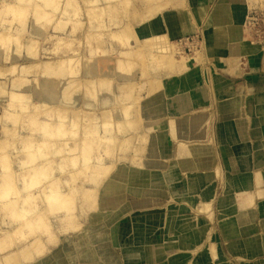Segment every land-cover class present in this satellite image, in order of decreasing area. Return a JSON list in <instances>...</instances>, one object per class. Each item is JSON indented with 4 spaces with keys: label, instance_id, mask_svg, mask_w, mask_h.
Masks as SVG:
<instances>
[{
    "label": "crops",
    "instance_id": "1",
    "mask_svg": "<svg viewBox=\"0 0 264 264\" xmlns=\"http://www.w3.org/2000/svg\"><path fill=\"white\" fill-rule=\"evenodd\" d=\"M159 3L150 12L137 2L128 8L55 6L50 24L39 21V6L38 24L30 19L23 28L29 32L25 42L38 43L37 58L50 61L32 65L40 70L37 87L24 84L30 76L22 78L21 86L8 81V93L0 82V98L18 93L39 105L95 117L108 109L117 140L113 157L103 155L111 170L98 184L97 209L81 219L77 231L56 232V245L33 264H264V0ZM77 10L79 21L73 15ZM92 10L102 15L96 26L89 23ZM100 24L111 33L130 25L135 38L130 51L111 40ZM99 27L104 45L97 50L86 33ZM60 37L72 44L86 37L92 46L78 55L76 46L58 51ZM156 37L166 38L176 64L180 55L194 63L168 68L154 62V53L140 49ZM180 45L181 54L175 51ZM75 57L81 65L71 69L75 78L85 77V88L78 89L72 77L61 81L67 74L58 62ZM19 58L11 59L21 63L23 74L32 63L25 52ZM95 79L106 81L98 86ZM131 92L139 97L135 132L147 134V143L121 129V108L132 103ZM117 123L119 134L113 132ZM18 132L32 140L34 149L41 145V136L30 135L25 126ZM19 164L15 160L13 170ZM57 174L56 183L66 188L62 182L68 177ZM109 183L114 190L106 193ZM34 194L38 213L33 216L43 215L44 197ZM10 223L0 215V226Z\"/></svg>",
    "mask_w": 264,
    "mask_h": 264
},
{
    "label": "rangeland",
    "instance_id": "2",
    "mask_svg": "<svg viewBox=\"0 0 264 264\" xmlns=\"http://www.w3.org/2000/svg\"><path fill=\"white\" fill-rule=\"evenodd\" d=\"M8 1L11 4L12 3L13 4L11 5ZM17 1L18 0H12V1L11 0H2V1L0 0V35L4 34V35L0 36V38L7 35L5 37V39H3L2 44L0 42V47H1L0 48V50H1L0 51V82L3 83L1 87L7 93L10 92V90H11V88L9 90L7 89V87H6L7 82L11 81V85L14 84V85L21 86V84L23 83L22 78L24 76H30L31 77L29 80H27V78H25L24 84H34V86L37 87L40 70H38L37 67H34L32 65L36 64L39 66H43L44 62L50 61L48 59L37 58L38 43L36 41L25 42V38L27 39L29 32H27L26 29L23 30V28L28 23V20H30V19L33 20L36 25L38 24L39 6L42 5L41 6L42 15H41V19L39 21H43L46 24H50L53 21L54 16H55V6L58 9L60 6H86V4H87V6H90L89 2H91L92 0H49L51 6H44L42 4L43 2L45 3L46 0H23V2L21 0L20 3ZM113 1H115V0H113ZM113 1H111V6H123L126 8H128L129 6H133L134 2L141 4L139 2L140 0H117L115 3ZM1 6L2 7L6 6L4 9L5 13L3 12V9ZM19 6H21V7H19ZM13 7L14 8L17 7V8H15L17 10L14 9V11H13ZM145 7H147V6H145ZM18 9L20 10L19 13H18ZM27 9H28V11H27ZM8 10H9V12H7ZM11 10H12V12H10ZM45 10H46V13H45ZM13 12L16 13L17 15H15ZM21 12L23 14H25V16L20 15V14H22ZM58 12H59V10H58ZM11 13L17 17H15L14 19L12 17L10 18V16H12ZM73 15H74V18L77 19V21H79L78 20L79 11L77 10V12H73ZM89 16H90V18H89L90 24L93 22L97 23L98 19L102 17L101 12L97 14V12L93 11V10L90 11ZM21 17H22L21 20H23V22H21V21L18 22L17 18H21ZM23 17H25V19ZM16 19H17V21H16ZM19 23L21 24V26L19 25L20 27L18 26ZM86 34H87L88 39L94 44V46L97 50H99L104 45L103 44V34L104 33H103V29H100V27L97 31L92 33L91 30H89L88 33H86ZM10 37H11V41H8L9 47H7L8 46V44H7L6 48H5L4 47L5 46L4 41L6 42V39L10 40ZM49 40H52V39H49ZM111 40L117 42L115 38H111ZM0 41H1V39H0ZM164 41H165V44L167 46L166 47L167 48L166 49V52H167L166 60L171 62L172 66L177 65L175 63L174 58L171 57V55H170L171 54L170 45L167 42L166 38L164 39ZM91 42L87 43L86 37H85L84 43L79 41L76 44L75 43L72 44L69 41L62 40V41H59V43H58V41H56L55 45H56L58 51H60V49L63 48L67 52L71 51V48L76 46L77 50H74V54L76 53L75 55H78L83 49L85 50L86 47L90 48L92 46ZM153 42H155V41H153ZM146 44L150 45V41L146 42ZM146 44L144 43V45H143L144 48L142 47V51L150 52L151 51L150 46H147ZM5 49H7V50L5 51ZM176 51L179 52V54H181V45L178 47V49ZM23 52H25L26 56L28 55L30 57V59H28V60H30L29 62L32 63L27 68V70H25L28 74L26 72H24L23 74H20L18 67L21 65V63L15 62V59H11V58H13V56L16 59L17 58L20 59L19 57H21ZM96 52H99V51H96ZM180 56H185V55H180ZM190 58L192 59V57H190ZM18 59H17V61H21V59L20 60H18ZM67 59H68V61L71 60V63L75 67H78V66L80 67V65H81V58L80 57H75L74 60H72L71 58H67ZM67 59L61 60L60 66L66 64ZM179 59H181V58H179ZM28 60H25V61H28ZM179 61H181V60H179ZM62 63H64V64H62ZM83 63L85 65V60H83ZM191 63H194V61ZM11 64L15 65V68L12 70H9V66ZM74 66H73V68H75ZM7 71H9L10 73ZM4 72H6L8 74L5 73L6 74L5 75ZM69 76L70 75H66V77L63 79L57 77L56 81H60V79H61V81L63 82L64 79H67ZM77 77H78V79L77 78H73V79L75 80V84H77L76 86L78 87V89L81 88L82 86L85 88L86 84H87L85 77L80 76V75H78ZM80 77H82L83 81H80V80H82ZM105 81H106L105 79H102V80H96L95 79V82L98 84V86H101L102 82H105ZM6 101H7L6 97L0 98V145L4 146L3 148H1L2 146L0 147V155L2 157H4L6 160L9 159L7 161L8 162L7 164H8V166H10V168H13L15 160L21 162L22 159H25V160H29V162H31V163L37 164L36 160L41 159V160H43V164H41V165L45 166V171L53 173L55 171L53 168L54 166L58 167V165H60V166L62 165L65 168V169L63 168L64 171L60 170L61 171V173H60V171L57 170V171H55V173L59 172L60 176H65V175L68 176L71 174L70 175L71 184H74V186H75L76 183L78 182V186L82 187L84 184L88 183L89 179L86 180V182H87L86 183L84 177H86L88 175L87 173H91V170H86L84 168H81L82 170L80 169L79 170L80 172L78 171L79 172L78 173L77 169L80 168V167H78L79 161H82L85 156L92 158L91 159L92 162L95 161V159H97V158H101V156H102V160H103L104 156L107 159L113 157L114 154L112 155V153H114V151L117 148V140L115 138H113L112 142L110 141V142H108V144L103 143L101 141L99 142L98 139L94 140L95 135H93L94 136L93 137L92 134L95 133L93 131V129H95V127H94L95 123L91 120V118L88 117V115H89L88 113H83L86 111L78 110V111H73V114H71V115L68 114L70 117L68 116L66 121L64 122V127L62 129L63 134H61V136L62 135L63 136L60 138L54 139V137H48L47 135H44L42 132H39V130H38L37 120H40L39 117L41 115L46 118V115H48L49 111H43L41 113V111L37 108L36 110H34V112H32V111L30 112V110H28L29 108H27V109H23V112H22V111H19L20 109H22L20 106H18V105L17 106H8V104H6L7 103ZM24 108H26V107H24ZM4 112H5V114H7V116H9L8 113L10 114V116H9L10 119H8L7 121L5 120ZM29 112L31 113V115H36L38 113L37 114L38 116L37 117L35 116L34 119L29 118L28 117L30 115ZM23 113H25V114H23ZM12 114H13V118L15 116L16 119L15 118L12 119ZM89 116H91V115H89ZM24 117H25V119H24ZM44 119H41V120H44ZM75 119H79V120L75 121ZM14 120H16V121L14 122ZM23 120H26L25 123H22ZM87 120H90V122ZM74 123H75V125H74ZM8 124L11 125V128H8ZM22 124H25L24 125L25 129L30 132V135L39 134L40 136H42V140H40L41 145H39L38 147H35V149H34L32 140L30 138L24 140V139L19 137L18 133H20V132H18V130H20V128L22 130V126H23ZM72 125L75 127L71 128ZM1 127L4 129H2ZM112 127L113 126L111 125V129H112ZM116 127H115V129H116ZM118 130H119V128H117V131ZM117 131H115V132L118 133ZM98 133L99 134L103 133V131L98 132ZM89 136H91V138H89ZM70 142L72 143L71 149H69V143ZM139 142L145 143L141 140H139ZM94 143H98V144H94ZM97 145H99L98 148L96 147ZM127 145H128V141L122 143V147L123 146L127 147ZM28 147L30 148V149H28L29 151H27V149H26ZM53 153H55V154H53ZM6 154H8L9 157ZM74 161L75 162L78 161V163H75L78 165V166L76 165L78 168H75L76 171L71 168L74 171L73 172L70 171V173H69V170H70L69 168L71 167L70 163H74ZM56 162H58V164L55 165ZM31 163H29V164H31ZM36 164L35 165L32 164L30 166L28 165L29 168L28 167H27V169L25 168L27 170V172H25L26 170L25 171L22 170V171H24L23 173L19 172L20 168H19V170H18V168L17 169L15 168L16 171L13 170L15 173V177H14V175L9 176V174L8 175L6 174L5 179H7V181H11L12 184L15 183L16 187H17L18 182H21L20 186H22V185H24L23 178H25L26 174L31 173L30 172L31 170L35 169ZM32 166H34V167H32ZM19 167H21V164H19ZM74 172H75V175H74ZM65 173H69V174L67 175ZM48 174L46 175V177H48ZM88 177H89V175H88ZM76 178H77V182L75 181ZM82 178H83V180H82ZM106 178L107 177H105V179ZM39 181H40V179H35L32 182H37L39 184ZM44 182L46 183V185L48 184V181H44ZM41 184H43V181ZM55 184H57V183L55 182ZM40 186L41 185L36 187V188H38V191L35 189L31 190L29 195L37 193V194H41L45 199V187L47 189V187L50 185L41 186V187ZM56 187H57L56 188L57 193H58V191H65V190L67 192H69L68 188H71L70 186H67L66 188H64L58 184ZM12 190L15 191L16 188L13 187ZM11 191H10V193H11ZM98 197H99V193H98ZM33 199H34L33 197H31L30 199L22 200V201L19 199H17V200L13 199L12 202H14V203H12V204L2 202V199H0V209H1L0 215H2V219L10 220L11 225H13V223L16 224L17 222H19L20 218L17 214H14V212H16V210H19L21 208L25 209L28 213L32 212V215H33L34 214L33 212L35 211V207H36L33 203L34 202ZM49 208H50V206H49ZM69 209L70 210L72 209V211L75 212L74 206H70ZM13 214H14V216H13ZM60 214L61 213H56V212H52L49 210V212H45L44 216H42V219H45L46 222H48V224L51 223L52 221H59V223L56 227H60L61 222H62V224L63 223L66 224V222L71 221V223H72L71 228L68 230H65V232H69V231L74 232V231H77L81 227L80 226V223L82 222L81 219L84 218L86 215V214L82 213L81 216L79 218H77V220L76 219L72 220L73 219L72 218L71 220L67 219V221H66L65 218L64 219L58 218V215H60ZM36 216H38V215H36ZM36 216H33L32 218H35ZM50 217L52 218L51 222L49 220ZM53 217H55V218H53ZM60 217H61V215H60ZM26 221H27V219H26ZM4 226L5 227L0 226V236L5 234L4 231L6 230V225H4ZM55 229L56 228H54V230ZM25 231L28 232L29 229H27ZM30 231H32V230H30ZM65 232H62V233H65ZM58 233H60V232H58ZM62 233H60V234H62ZM35 235H39V234H35ZM43 235H46V234H43ZM56 236H57L56 232H54V234L51 233V235H50V237L54 238L55 241L57 240ZM23 239H25L23 242H26V243L28 242V244H29L31 242V239H32L31 234L28 232L27 235L25 236V238H23ZM42 239H43L42 241H45L44 238H42ZM11 241L14 244L16 239L12 238L10 240V242ZM55 245H56V243H55Z\"/></svg>",
    "mask_w": 264,
    "mask_h": 264
},
{
    "label": "bare ground",
    "instance_id": "3",
    "mask_svg": "<svg viewBox=\"0 0 264 264\" xmlns=\"http://www.w3.org/2000/svg\"><path fill=\"white\" fill-rule=\"evenodd\" d=\"M2 1V0H1ZM12 1V0H11ZM111 1H113V0H92L91 2H89V4H90V6H104V7H106V6H111ZM117 0H115V1H113L114 3L116 2ZM160 1H162V0H140L139 2L141 3V5L142 6H147L146 7V10L148 11V12H150L152 9H153V7L154 6H157L158 4H160L159 2ZM4 2V1H3ZM9 2V1H8ZM17 2H21V0H18ZM22 2H23V0H22ZM164 2V1H163ZM162 2V3H163ZM7 3V2H6ZM10 3V2H9ZM88 3V2H87ZM11 4V3H10ZM13 4V3H12ZM11 4V5H12ZM44 6H51V4H50V2H49V0H46L45 1V3L43 2L42 3ZM88 4V5H89ZM3 5V4H2ZM7 5V4H6ZM165 5H166V3H165ZM9 6V5H8ZM14 6V5H13ZM42 6V5H41ZM55 6V5H54ZM86 6H87V4H86ZM2 7V6H1ZM6 7V6H5ZM5 7H2V9H3V12L5 13V11H4V9H5ZM19 7H21V6H19ZM18 7V8H19ZM15 8H17V7H15ZM14 7H13V11H14V9H15ZM27 8V7H26ZM1 9V10H2ZM20 9V8H19ZM18 9V13L20 12V10ZM22 9V8H21ZM25 9V8H24ZM30 9V8H29ZM46 9V8H45ZM93 9H96V8H94L93 7ZM104 9V8H103ZM138 9H142V8H139L138 7ZM15 10H17V9H15ZM23 10V9H22ZM107 10V9H106ZM155 10V9H154ZM24 11V10H23ZM22 11V12H23ZM27 11H28V9H27ZM26 11V12H27ZM103 11V10H102ZM138 11V10H137ZM141 11V10H140ZM140 11H139V13H140ZM2 12V13H3ZM7 12H9V10L7 11ZM10 12H12V10L10 11ZM21 12V13H22ZM105 13H106V11H104ZM103 12V13H104ZM130 12V11H129ZM160 12H162V11H160ZM3 13V14H4ZM14 13V12H13ZM104 13V14H105ZM118 13V12H117ZM134 13V12H133ZM138 13V12H137ZM138 13V14H139ZM9 14V13H8ZM12 14V13H11ZM10 14V15H11ZM15 15H17L16 13H14ZM15 15H13L12 14V16H10V18L12 17L13 19L15 18V17H17V16H15ZM20 15H24L25 16V14H20ZM64 15H65V13H64ZM64 15H62V16H64ZM119 15V14H118ZM140 15V14H139ZM71 16V15H70ZM109 16V15H108ZM107 16V17H108ZM156 16V15H155ZM154 16V17H155ZM20 17V16H19ZM65 17V16H64ZM133 17V16H132ZM161 17V16H160ZM24 19H25V17H23ZM70 18V17H69ZM105 18V17H104ZM108 18H110V16L108 17ZM108 18H106V20L108 19ZM118 18V17H117ZM126 18V17H125ZM134 18V17H133ZM132 18V20H134ZM142 18V17H141ZM18 19V22H23V20H21L22 19V17L21 18H17ZM17 19H16V21H17ZM20 19V20H19ZM105 20V21H106ZM127 20V19H126ZM143 20V19H142ZM254 21V20H253ZM101 22H103V21H101ZM100 22V23H101ZM128 22V21H127ZM126 22V23H127ZM252 22V21H251ZM90 23V22H89ZM106 23H107V21H106ZM110 23V22H109ZM108 23V24H109ZM114 23V22H113ZM246 23V22H245ZM98 23H94V25L96 26ZM105 24V23H104ZM118 24H121V23H119L118 22ZM21 26V24L19 23L18 24V26ZM116 25V24H115ZM114 25V26H115ZM19 26V27H20ZM93 26V25H92ZM100 26H101V24H100ZM103 26H105V25H103L102 24V28H103ZM110 26V25H109ZM108 26V27H109ZM120 26V25H119ZM137 26V25H136ZM91 27V26H90ZM98 27V26H97ZM106 27V26H105ZM111 27V26H110ZM251 27V26H250ZM96 28V27H95ZM107 28V27H106ZM114 28V27H113ZM112 28V29H113ZM116 28V27H115ZM90 29H92V28H90ZM93 29H94V27H93ZM99 29V28H98ZM101 29V28H100ZM108 29V28H107ZM107 29H106V31H107ZM95 30V29H94ZM89 31V30H88ZM97 31V30H96ZM108 31H109V29H108ZM107 31V33H109ZM111 31H113V30H111ZM111 33V32H110ZM2 35H4V34H1L0 36H2ZM263 35V34H262ZM7 36V35H6ZM6 36H3V37H1L0 39H1V44H2V42H3V39H5V37ZM109 36V35H108ZM165 36V35H164ZM9 37V36H8ZM110 38H115L116 39V41L117 42H120V44L119 45H121V47H123L122 49H127V52L128 51H130V49H131V46H130V40H131V38L132 39H134L135 40V38L133 37V34H132V28H130V25H126L125 27H123L122 29H117V30H115V32H113V33H111L110 34ZM60 39H61V37L59 38V41H60ZM164 39L165 38H163V37H161V38H158V37H156V38H149V39H147L144 43L146 44V42H149L150 41V45L149 44H146L147 46H150V49H151V53L153 54L154 53V62L156 61V60H158V63L159 64H161V65H164V66H167L168 68L169 67H172V65H171V62H169V61H167L166 60V55H167V52H166V44H165V41H164ZM157 40V41H156ZM8 41H11V37H10V40L8 39H6V42L4 41V47L6 48V45L8 44ZM58 41V40H57ZM59 41H58V43H59ZM153 41H155V42H153ZM159 41V42H158ZM51 42V41H50ZM6 43V44H5ZM10 43V42H9ZM135 43V42H134ZM137 43V42H136ZM144 43H143V45H144ZM53 44V43H52ZM133 44V43H132ZM135 47H136V45H134ZM7 47H9V44H8V46ZM120 47V48H121ZM138 47V46H137ZM136 47V48H137ZM143 47V46H142ZM1 48V47H0ZM53 48V47H52ZM91 48V47H90ZM94 48V47H93ZM92 48V49H93ZM144 48V47H143ZM4 49V48H3ZM55 48H53V50H54ZM140 49V48H139ZM7 49H5V51H6ZM89 50V49H88ZM140 50H142V48L140 49ZM1 51V50H0ZM3 51V50H2ZM176 51V50H175ZM197 51V50H196ZM4 52V51H3ZM90 52V51H89ZM88 52V53H89ZM92 52V51H91ZM142 52V51H141ZM95 53V52H94ZM94 53H91V54H94ZM132 53V52H131ZM134 53V52H133ZM133 53H132V55H133ZM135 53L137 54L138 52H137V49H136V51H135ZM196 53V52H195ZM195 53H193V54H195ZM141 55H142V53H140ZM148 54V53H147ZM138 56H139V54H137ZM151 55V54H150ZM90 55H88L87 57H89ZM137 56V57H138ZM144 56V55H143ZM143 56H142V58H143ZM91 57H94V55H92ZM132 57V56H131ZM145 57V56H144ZM149 57V56H148ZM169 57V56H168ZM152 58H153V56H152ZM134 59H136L135 57H134ZM145 59V58H144ZM70 60V59H69ZM150 60H151V58H150ZM149 60V61H150ZM179 60H181V61H178V63H177V65L178 66H180L181 68L182 67H187V65L188 64H190L191 62H193V61H195L194 60V58H190V57H187V56H181V59H179ZM137 60H135L134 62H136ZM138 62H139V59H138ZM142 62V61H141ZM143 62H145V61H143ZM142 62V64H144ZM145 63H147V62H145ZM151 64L153 63V61L152 62H150ZM60 64H61V60L58 62V65L60 66ZM62 64H64V63H62ZM154 64V63H153ZM148 65V64H147ZM177 65H176V67H177ZM72 66H74L72 63H71V60L70 61H68V59H67V63L66 64H64V65H61V68H63L64 69V71L65 72H63V73H66L67 75H70L69 77H72V78H75L76 76H75V72L71 69L72 68ZM145 66V65H144ZM157 66H158V64H157ZM75 67V66H74ZM159 67V66H158ZM84 68L86 69V67L84 66ZM163 68V67H162ZM166 68V67H165ZM12 69H14V67H12V68H10L9 70H12ZM48 69H49V67H46V71H48ZM74 70L76 69V68H73ZM164 69V68H163ZM25 70H27V69H24V70H22V72H26ZM7 72H9V71H7ZM12 72V71H11ZM77 72V71H76ZM6 72H4V74H5ZM10 73V72H9ZM27 73V72H26ZM49 72H46V74H48ZM6 74H8V73H6ZM5 74V75H6ZM12 74V73H11ZM28 74V73H27ZM93 74V73H92ZM78 79V78H77ZM137 93H139V92H137ZM134 95V94H133ZM132 95V92H131V97L130 98H128V100H131L132 101V103H130V105H128V106H125V107H123V108H121L122 109V111H121V113L120 114H122V117H123V122L124 123H122V125H124L123 127H124V129L125 130H123V127L121 128L123 131H126V129H129V130H127V132H128V134H129V131H131V133H134L135 132V130L137 129V126H135V118H134V116L135 115H137L138 113H136V109H135V106H136V103H138V101H139V97L136 95V97H134ZM25 97L24 96H22L21 94H18V93H10L9 95H8V97H7V103L6 104H8V106H20L22 109H20L19 111H22L23 112V109H27V108H29L28 110H30V112L32 111V112H34V110H36L37 108L41 111V113L43 112V111H49V113H48V115H46V118L44 119V120H37V124H38V130H39V132H42L44 135H47L48 137H54V139H57V138H60V137H62L61 136V134H63V131H62V129H63V127H64V122L66 121V119H67V117H68V114H73V111H78V110H68V109H66V108H62V107H60V106H46V105H39V104H37V103H35V102H33L32 100H30V99H24ZM90 105V104H89ZM105 105V104H104ZM24 107H26V108H24ZM73 107V106H72ZM90 107V106H89ZM89 107H87V108H89ZM138 107V106H137ZM9 108V107H8ZM73 109V108H72ZM112 109V108H111ZM11 111V110H10ZM26 111V110H25ZM29 112V113H30ZM138 112H139V110H138ZM13 113V112H12ZM27 113V112H26ZM83 113H87V112H83ZM4 114H5V112H4ZM14 114V113H13ZM13 114H12V119H14L15 118V116H14V118H13ZM23 114H25V113H23ZM38 114V113H37ZM31 115V113H30V115L28 116L29 118H35V116L37 117L38 115ZM8 115L10 116V114L8 113ZM99 115V114H98ZM9 116H7V114H5V120H8V119H10L9 118ZM70 117V116H69ZM88 117L89 118H91V120L95 123L94 125V127H95V129H93V131L95 132L94 134H92V136L93 135H95V137H94V140L95 139H98L99 140V142L101 141V142H103V143H107L108 144V142H112V140H113V138H115V134H113L112 133V129H111V125H113L114 126V124H112L111 123V112H110V110H108V109H104V110H102L101 112H100V116L99 117H95L94 115H92L91 114V116H89L88 115ZM16 119V118H15ZM4 120V121H5ZM30 120V119H29ZM77 120H79V119H75V121H77ZM16 120H14V122H15ZM87 121H89L90 122V120H87ZM91 121V122H92ZM11 123V122H10ZM2 124V123H1ZM23 125V127H24V125L25 124H22ZM74 125H75V123H74ZM120 125L121 124H118L117 123V125H115V127H116V129H115V127H114V131L113 132H115V131H117V128H120ZM93 126V125H92ZM72 127H75V126H71V128ZM2 128V127H1ZM113 128V127H112ZM2 129H4V128H2ZM8 130V129H7ZM120 130V129H119ZM118 130V131H119ZM138 130V129H137ZM101 131H103V134L102 133H98V132H101ZM117 131V132H118ZM133 131V132H132ZM126 132V133H127ZM137 132V131H136ZM136 132L134 133L135 134V136L137 135L136 134ZM116 133V132H115ZM124 134H125V132H123ZM118 134H119V132H118ZM117 134V135H118ZM120 134H121V132H120ZM129 136H131V135H129ZM134 136V137H135ZM27 137V136H26ZM132 137V136H131ZM133 137V138H134ZM137 139L138 140H141V141H143V142H145V143H147V140H148V138H147V134H142V135H140V134H138L137 136ZM89 138H91V136H89ZM125 138H127V136L125 137ZM132 138V139H133ZM37 139V138H36ZM41 139H42V136H41ZM120 139V138H119ZM128 139V138H127ZM88 140V139H87ZM38 144H39V142H37ZM94 144H98V143H94ZM2 145H0V147H1ZM98 146L99 145H97L96 147L98 148ZM4 146H2L1 148H3ZM27 149V151H29L28 149H30L29 147L28 148H26ZM2 150V149H1ZM12 153V152H11ZM53 154H55V153H53ZM7 156H8V154H6ZM9 157V156H8ZM174 157V156H173ZM4 157H2L1 155H0V199H2V202H5V203H10V204H12V203H14V202H12V200L14 199V200H17V199H19V200H26V199H30L31 197H33V194H31V195H29V193L31 192V190H37L38 191V188H36V187H38L39 185H41V186H43V185H45L46 183L44 182V181H48V184L47 185H50V186H48L47 187V189H46V187H45V203H44V205H45V209H43V210H45V212H49V210L50 211H52V212H56V213H61L60 215H61V217H60V215H58V218H60V219H64L65 218V220L67 221V219H72V220H77V218H79L80 216H81V214L82 213H84V214H87L88 212H90V211H94V210H96L97 209V202H98V189H99V185L98 184H100L101 185V183L103 182V180L105 179V177H107L108 175H109V172H110V167L109 166H106L107 164L102 160V156H101V158H97V159H95V161H91V159L92 158H89L88 156L86 157H84L83 158V160L82 161H79V166L77 165V164H75V163H78V161L77 162H75L74 161V163H70V165H71V167L69 168L70 170H69V173H70V171H74L75 170V168H78V167H80V168H78L77 169V172L81 169V168H84V169H86V170H91V173H87L88 175H89V177H88V175L86 176V177H84L85 178V182H86V180H88V183L87 184H84L82 187L81 186H78V182H77V178H76V185L74 186V184H71V182H70V175H68L69 173H65V174H67L68 176V178H67V182H62V183H64L65 184V186L67 187V186H70L71 188H68V191L69 192H67L66 190L65 191H58V193L56 192V186H57V184H55V182H56V180L54 179L55 177H54V174H57V173H55V171H62L63 170V166L61 165H58V167H56V169H55V167H54V174L53 173H51V172H47V171H45V166H43V165H41V164H43V160H41V159H37L36 161H37V164H36V166H35V169L34 170H31L30 172L31 173H29V174H26L25 175V178H23V180H24V185H22V186H15L16 184L15 183H11V181H7V179H5V177H6V174L8 175L9 174V176H11V175H14V177H15V173H14V171H13V168H10V166H8V160H6L5 158L3 159ZM94 160V159H93ZM38 162H40V163H38ZM161 162V161H160ZM29 163H31V162H29V160H25V159H22L21 160V162H20V164H21V167H19L20 168V170H19V168H18V170H19V172L20 173H23L26 169H27V167L29 168V166L30 165H35L34 163H31V164H29ZM162 163V162H161ZM163 163H165L164 162V160H163ZM166 163H167V161H166ZM10 164V163H9ZM29 165V166H28ZM78 167H77V166ZM32 167H34V166H32ZM31 167V168H32ZM24 168V169H23ZM26 168V169H25ZM30 168V169H31ZM74 169V170H72V169ZM29 169V170H30ZM65 169V168H64ZM68 169V168H67ZM83 169V170H84ZM11 170V171H10ZM22 170H24V171H22ZM82 170V169H81ZM144 170H145V168H144ZM154 170V169H153ZM16 171V170H15ZM22 171V172H21ZM61 171H60V173H61ZM64 171V170H63ZM76 171V170H75ZM25 172H27V170L25 171ZM66 172V171H65ZM68 172V171H67ZM80 172V171H79ZM78 172V173H79ZM85 172V171H84ZM90 172V171H89ZM12 173V174H11ZM49 173V174H48ZM59 173V172H58ZM59 173V174H60ZM48 174V177H46V175ZM93 174V175H92ZM58 175V174H57ZM56 175V177L58 178V176ZM74 175H75V172H74ZM80 175V174H79ZM78 176V175H77ZM84 176V175H83ZM60 177V176H59ZM79 177V176H78ZM112 177V176H111ZM35 179H40V181H39V184L37 183V182H32L33 180H35ZM53 179H54V181H53ZM58 180V179H57ZM65 180V179H64ZM79 180V179H78ZM82 180H83V178H82ZM42 181H43V184H41L42 183ZM74 181V182H75ZM53 182V183H52ZM61 183V184H62ZM11 184V185H10ZM83 184V183H82ZM40 186V187H41ZM98 186V187H97ZM13 187H15L16 188V190L14 191V190H12V188ZM12 190V191H11ZM62 190V189H61ZM110 190H114V187H113V185H112V183H109V184H107L106 185V187H105V192L106 193H108V192H110ZM10 191H11V193H10ZM35 195V194H34ZM115 195V194H114ZM6 198V199H5ZM78 200V201H77ZM43 201V200H42ZM44 202V201H43ZM42 202V203H43ZM49 206H50V208H49ZM70 206H74L75 207V212H73L72 211V209L70 210L69 208H70ZM102 210V209H101ZM38 211V210H37ZM37 211H34V212H36V213H38ZM40 211V210H39ZM59 211V212H58ZM76 211L78 212L79 211V213L77 214L76 213ZM33 212V213H34ZM45 212H43V215H38V216H36L35 218H32L33 217V215H32V212L31 213H28L25 209H23V208H21V209H19V210H16V212H14V214H17L18 216H19V218H20V220H19V222H17L16 224H14L13 223V225H10V226H6V230L4 231V233L5 234H3L2 236H0V264H33L36 260H38V259H41V258H43L44 256H46L47 254H48V252H49V249L53 246V245H55V239L54 238H52V237H50V235H51V233L52 234H54V232H60V233H62V232H65V230H68V229H70L71 228V226H72V223H71V221L70 222H66V224H62V222L60 223V227H56L57 225H58V223H59V221H55V224H56V226H54L53 224H52V222L51 223H49L48 224V222H46V220L45 219H42V216H44V214H45ZM104 212V211H103ZM14 214H13V216H14ZM7 216V215H6ZM30 216V217H29ZM26 219H27V221H26ZM24 220V221H23ZM23 221V222H22ZM49 221V220H48ZM222 223V222H221ZM224 224V223H223ZM11 228V229H10ZM54 228H56L55 230H54ZM221 228V227H220ZM27 229H29V233L31 234V237H32V239H31V242L28 244V242L26 243V242H23L25 239H23V238H25V236L27 235V233L28 232H26L25 230H27ZM30 230H32V231H30ZM42 233V234H41ZM35 234H39V235H35ZM43 234H46V235H43ZM39 236V237H38ZM12 238H15L16 239V241L14 242V244H13V242L11 241L10 242V240L12 239ZM42 238H44V240L45 241H42L43 239ZM172 257V256H171Z\"/></svg>",
    "mask_w": 264,
    "mask_h": 264
}]
</instances>
